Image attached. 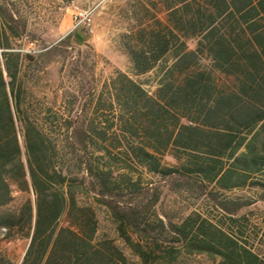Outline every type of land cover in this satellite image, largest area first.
<instances>
[{
	"label": "trees",
	"instance_id": "obj_1",
	"mask_svg": "<svg viewBox=\"0 0 264 264\" xmlns=\"http://www.w3.org/2000/svg\"><path fill=\"white\" fill-rule=\"evenodd\" d=\"M30 11L0 0V244L28 241L19 264H264L238 215L264 201V0H127L130 73L100 87L75 67L51 85L64 42L24 52ZM156 182L196 208L160 211Z\"/></svg>",
	"mask_w": 264,
	"mask_h": 264
},
{
	"label": "rangeland",
	"instance_id": "obj_2",
	"mask_svg": "<svg viewBox=\"0 0 264 264\" xmlns=\"http://www.w3.org/2000/svg\"><path fill=\"white\" fill-rule=\"evenodd\" d=\"M126 1L73 0L65 5L60 0H28L31 4L30 30L35 35L36 44L24 43L22 50L24 52L39 51L43 46L55 45L63 40L62 46L51 55L53 62L49 65V80L53 86L60 82L59 70L62 67H75L74 73L77 76L79 72L83 73L85 79L83 83L86 87L92 81L99 87L102 86L115 70L130 73V63L127 55L122 51L119 40V36L126 27L120 14V9ZM78 25L80 27L77 32H81V35L75 34L69 41L64 40L68 35H73ZM189 45L193 47V43ZM78 78L80 79V76ZM147 89L153 90V88ZM158 185L163 191L160 211L167 213L173 219H177L180 212L187 213L196 208L189 197H177L164 187L165 183ZM15 195L16 201L13 207H17L23 197L19 193ZM97 214L100 233L116 239V244L129 255V249L125 248L123 242L117 238L114 226L106 212L97 209ZM214 215L217 214L214 213ZM238 215L247 220L243 228L246 237H248V218L250 219L252 228L258 231L257 250L264 253V201L243 209ZM27 245V240L5 241L0 244V252L7 255L14 264H19ZM187 260L190 264H217L218 261L204 255L190 256Z\"/></svg>",
	"mask_w": 264,
	"mask_h": 264
},
{
	"label": "built area",
	"instance_id": "obj_3",
	"mask_svg": "<svg viewBox=\"0 0 264 264\" xmlns=\"http://www.w3.org/2000/svg\"><path fill=\"white\" fill-rule=\"evenodd\" d=\"M90 20L88 19V22H89ZM88 26H90V24L88 23Z\"/></svg>",
	"mask_w": 264,
	"mask_h": 264
}]
</instances>
